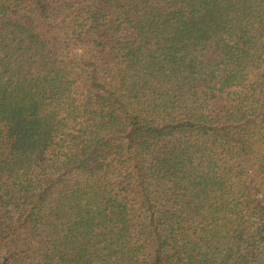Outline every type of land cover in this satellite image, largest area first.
<instances>
[{
	"label": "trees",
	"instance_id": "1",
	"mask_svg": "<svg viewBox=\"0 0 264 264\" xmlns=\"http://www.w3.org/2000/svg\"><path fill=\"white\" fill-rule=\"evenodd\" d=\"M0 264H264V0H0Z\"/></svg>",
	"mask_w": 264,
	"mask_h": 264
}]
</instances>
